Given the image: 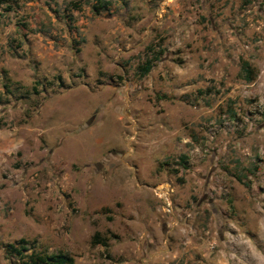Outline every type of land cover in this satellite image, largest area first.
<instances>
[{
    "label": "rangeland",
    "instance_id": "rangeland-1",
    "mask_svg": "<svg viewBox=\"0 0 264 264\" xmlns=\"http://www.w3.org/2000/svg\"><path fill=\"white\" fill-rule=\"evenodd\" d=\"M20 240L264 264V0H0V264Z\"/></svg>",
    "mask_w": 264,
    "mask_h": 264
},
{
    "label": "trees",
    "instance_id": "trees-1",
    "mask_svg": "<svg viewBox=\"0 0 264 264\" xmlns=\"http://www.w3.org/2000/svg\"><path fill=\"white\" fill-rule=\"evenodd\" d=\"M100 4L103 7V4ZM148 70V63L141 68L142 72H147ZM246 73H249V71ZM247 79H250L249 76H247ZM19 243V247L11 246L10 249L19 258H24L22 264H74L73 258L62 252L47 254L31 251L28 254H24V240H20Z\"/></svg>",
    "mask_w": 264,
    "mask_h": 264
}]
</instances>
